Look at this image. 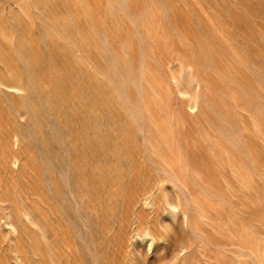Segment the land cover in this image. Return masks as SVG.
Masks as SVG:
<instances>
[{
  "label": "rangeland",
  "instance_id": "obj_1",
  "mask_svg": "<svg viewBox=\"0 0 264 264\" xmlns=\"http://www.w3.org/2000/svg\"><path fill=\"white\" fill-rule=\"evenodd\" d=\"M177 58L202 78L195 113L166 76L186 85ZM0 80L22 87L0 86V208L32 218L16 238L0 218V264H16L8 246L55 264V197L76 198L103 264H264V0H0ZM146 114L170 122L189 166L173 186L154 182L168 168ZM148 189L189 219L144 206ZM144 224L161 237L152 248L135 236Z\"/></svg>",
  "mask_w": 264,
  "mask_h": 264
},
{
  "label": "bare ground",
  "instance_id": "obj_2",
  "mask_svg": "<svg viewBox=\"0 0 264 264\" xmlns=\"http://www.w3.org/2000/svg\"><path fill=\"white\" fill-rule=\"evenodd\" d=\"M175 62L178 63V65H184L188 72V81L186 85L183 84L180 77L177 76L173 71H170L168 74H166V76L170 81L173 82L175 92L178 93L181 97L185 98L189 109L192 110V113H195L199 105V90L201 87L202 78L197 73L192 63L184 62L180 58L175 59ZM15 82H13V84H15ZM146 83L149 84L151 88L150 91L153 92V97L148 98V105L159 107L160 105H162V99L159 95V90L157 87V84H160L159 79L154 78L151 81L147 79ZM17 85H9L8 82L0 80V86L14 91L22 90V87ZM24 88L25 87H23V89ZM145 94L146 92L144 91L142 94L143 99L147 97V95ZM145 119L147 120L146 126L142 131L154 148V152L163 159L168 168V170L165 171L166 175H157L154 179V182L157 184V186L163 185L165 183H169L173 186L174 180L182 178L189 172V166L186 162L179 161L177 157L173 155L172 145L169 141L172 125L170 124V122L165 123L163 120H160L158 117H154L150 114H146ZM151 137H153V140H151ZM10 138L14 150L11 153L9 152L10 154L8 156V161L10 162V166L18 168L19 164L21 163V155L18 152L20 141L19 132L17 130L12 131L10 133ZM3 159L4 160L2 162L5 161V158ZM73 166H77V163L74 162ZM66 178L69 185L68 192H70V194H78V202L83 207H91V204H89L88 201H86L85 198L81 195L82 179L80 177V174H76L73 182H71L70 180L71 174H67ZM55 186V189L58 191L59 183L55 182ZM141 201L142 204L148 208L165 209L166 207L164 206H167L172 210H177L186 221L189 219L190 208L180 199H178L176 203L173 204L166 198L164 200L156 198L153 190L148 189L141 197ZM75 203L77 204L75 197L69 199L55 197V264H103L101 261L102 248L101 246L95 244L93 240V238L95 237L91 236L93 234L90 229L87 233L88 227L86 225V222L81 218V214L78 215L79 222L75 220L76 217L72 212V206ZM19 207L15 206L11 209L0 208V218L3 219V223L7 226V233L15 238L19 235L21 228L25 226V219L28 220L27 222L31 221L32 219L31 213H29L30 211L28 212L26 209ZM82 228H84V232L81 231ZM135 236L140 238L141 243H144L149 248H152L156 240L161 239V237L157 235L153 228L148 224L137 226L135 229ZM6 250L7 254H12L16 264H32L31 256L25 250H22L21 248L15 246H8ZM247 264H256V262L248 261Z\"/></svg>",
  "mask_w": 264,
  "mask_h": 264
}]
</instances>
